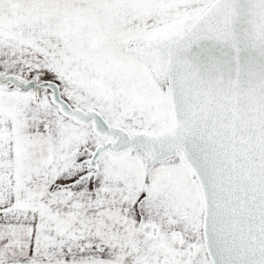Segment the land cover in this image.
<instances>
[{
    "label": "snow or ice",
    "instance_id": "6c2138e0",
    "mask_svg": "<svg viewBox=\"0 0 264 264\" xmlns=\"http://www.w3.org/2000/svg\"><path fill=\"white\" fill-rule=\"evenodd\" d=\"M0 264H264V0H0Z\"/></svg>",
    "mask_w": 264,
    "mask_h": 264
}]
</instances>
